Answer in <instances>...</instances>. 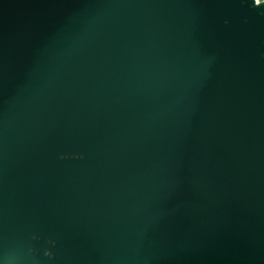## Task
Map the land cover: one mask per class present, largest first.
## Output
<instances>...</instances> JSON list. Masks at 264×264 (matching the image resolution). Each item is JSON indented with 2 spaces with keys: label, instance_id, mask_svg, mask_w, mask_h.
I'll use <instances>...</instances> for the list:
<instances>
[{
  "label": "water",
  "instance_id": "1",
  "mask_svg": "<svg viewBox=\"0 0 264 264\" xmlns=\"http://www.w3.org/2000/svg\"><path fill=\"white\" fill-rule=\"evenodd\" d=\"M0 264H264V0H0Z\"/></svg>",
  "mask_w": 264,
  "mask_h": 264
},
{
  "label": "bare ground",
  "instance_id": "2",
  "mask_svg": "<svg viewBox=\"0 0 264 264\" xmlns=\"http://www.w3.org/2000/svg\"><path fill=\"white\" fill-rule=\"evenodd\" d=\"M257 1V0H256ZM261 0H258V3L260 2Z\"/></svg>",
  "mask_w": 264,
  "mask_h": 264
},
{
  "label": "snow or ice",
  "instance_id": "3",
  "mask_svg": "<svg viewBox=\"0 0 264 264\" xmlns=\"http://www.w3.org/2000/svg\"><path fill=\"white\" fill-rule=\"evenodd\" d=\"M257 2H258V0H257Z\"/></svg>",
  "mask_w": 264,
  "mask_h": 264
}]
</instances>
